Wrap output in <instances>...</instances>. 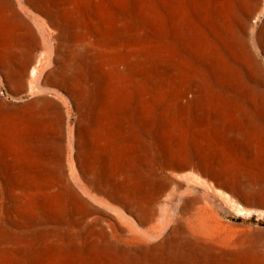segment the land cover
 <instances>
[{
  "label": "rangeland",
  "instance_id": "374dc122",
  "mask_svg": "<svg viewBox=\"0 0 264 264\" xmlns=\"http://www.w3.org/2000/svg\"><path fill=\"white\" fill-rule=\"evenodd\" d=\"M0 264H264V0H0Z\"/></svg>",
  "mask_w": 264,
  "mask_h": 264
}]
</instances>
